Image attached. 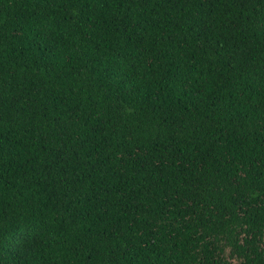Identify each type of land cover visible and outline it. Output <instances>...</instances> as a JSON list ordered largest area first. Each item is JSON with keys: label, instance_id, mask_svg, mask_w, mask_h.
<instances>
[{"label": "trees", "instance_id": "1", "mask_svg": "<svg viewBox=\"0 0 264 264\" xmlns=\"http://www.w3.org/2000/svg\"><path fill=\"white\" fill-rule=\"evenodd\" d=\"M0 264H264V0H0Z\"/></svg>", "mask_w": 264, "mask_h": 264}]
</instances>
